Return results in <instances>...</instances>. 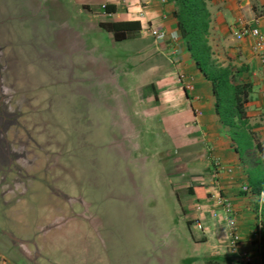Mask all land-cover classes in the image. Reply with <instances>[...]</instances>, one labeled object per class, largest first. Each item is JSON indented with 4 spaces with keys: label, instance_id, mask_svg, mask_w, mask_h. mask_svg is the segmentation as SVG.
Instances as JSON below:
<instances>
[{
    "label": "crops",
    "instance_id": "obj_1",
    "mask_svg": "<svg viewBox=\"0 0 264 264\" xmlns=\"http://www.w3.org/2000/svg\"><path fill=\"white\" fill-rule=\"evenodd\" d=\"M203 1L208 13L206 43L210 59L215 66L230 68L235 83L247 84L241 118L234 117L233 125L224 124L216 114L211 84L190 58L167 0H157L146 8L140 7L139 0L78 1L81 25L71 28L69 21L65 22L63 28L50 34L52 45L43 47L52 52L48 58L60 62L65 58V67H75L83 73L84 80L85 75L92 73L98 84L97 96L113 100L111 104H96V108L108 115V126L103 128L110 134L107 140L112 150L108 153H114L117 164H126L124 171L134 152L130 137L140 139L136 148L145 155L149 154L145 133L158 131L159 136L150 134L158 148L152 153L156 167L165 185L170 186L180 213L186 216V225L195 226L198 218L203 229L198 230L201 239L191 236L186 240L195 255L227 259L229 264H243L244 256L252 264H264L259 256L260 244L251 242L250 237L255 225L254 189L264 190V43L262 50L256 52L251 37L236 39L233 35L242 24L256 27L264 35V0ZM90 5L95 7L91 9ZM105 6H111L113 11H107ZM82 13L94 19L92 27L85 26L86 14ZM145 21L159 30L175 33L177 39L154 41L142 30ZM119 22L136 23L128 25L121 33L123 39L116 41L102 25ZM36 32L44 37L42 29ZM88 34L97 38L89 41ZM118 50L126 53L118 56ZM103 51L108 53L104 56ZM122 59L126 69L119 73ZM179 73L190 78V91L181 89ZM7 81L10 85L6 87L15 99L8 101L7 106L18 113V119L6 129L5 137L9 132L12 136L27 132L26 153L34 155L35 165L47 151L35 141L27 125L31 99L22 98L25 89ZM215 162L221 167L217 175ZM241 185H246L249 192H240ZM51 195L46 194L37 206L48 214L39 218L32 229L21 222L17 232L5 226L6 232L0 230V246L26 259L27 264H50V259L65 264V237L79 240L84 230L88 231L78 211L65 214L62 204L55 207L47 203L49 200H45ZM217 196L229 203L235 213L239 242L234 254L226 249V230L220 219L222 206L216 202ZM61 197L65 198V193L55 196L57 200ZM33 199L34 192H27L11 201L7 210L14 211ZM0 264H11L1 251Z\"/></svg>",
    "mask_w": 264,
    "mask_h": 264
},
{
    "label": "rangeland",
    "instance_id": "obj_2",
    "mask_svg": "<svg viewBox=\"0 0 264 264\" xmlns=\"http://www.w3.org/2000/svg\"><path fill=\"white\" fill-rule=\"evenodd\" d=\"M78 1L96 0H0L4 103L7 106L8 101L15 100L7 79L25 89L22 98L31 99L27 125L35 141L47 151L34 165V155L26 153L28 133H8L7 141L26 157L0 164V230L9 227L17 232L21 222L32 229L48 214L37 206L49 193L47 203L55 207L62 204L65 214L78 211L88 229L81 232L82 239L65 237V264H229L227 259L195 255L186 243L191 236L200 237V232L186 225V216L177 208L170 186L165 185L152 158L158 148L150 134L159 136L158 131L145 133L149 138V154L145 155L136 148L140 139L130 137L134 152L124 171L126 164H117L114 153H108L110 134L103 129L108 126V115L96 108V104H111L113 100L97 96L98 84L92 73L84 80L75 67H65V58L62 62L48 58L52 52L43 46L52 45L50 34L67 21L71 28L81 25ZM82 14H86L85 26L92 27L94 19ZM40 29L46 38L36 32ZM93 38L97 36H86L89 41ZM101 53L105 56L108 52ZM117 53L122 56L126 51ZM110 58L107 55L106 59ZM121 61L119 73L126 69L125 60ZM246 91L243 88L241 98ZM27 192H34L32 201L7 210L11 201ZM60 193H65V198L57 200L55 196L60 197ZM256 209L257 200L255 223ZM0 251L11 264H27L13 251L8 253L1 246ZM49 263L56 264L51 259Z\"/></svg>",
    "mask_w": 264,
    "mask_h": 264
},
{
    "label": "trees",
    "instance_id": "obj_3",
    "mask_svg": "<svg viewBox=\"0 0 264 264\" xmlns=\"http://www.w3.org/2000/svg\"><path fill=\"white\" fill-rule=\"evenodd\" d=\"M167 2L172 5V17L175 19L177 31L190 58L202 76L211 84L216 114L224 124L233 125L234 117L241 118V107L246 102L247 92L242 95V98L241 94L243 88L247 89V84L235 83L230 68L215 66L210 59V51L206 43L208 13L204 1L167 0ZM105 9L113 11L111 6H105ZM134 23L136 22H119L102 26L109 29L114 40L118 41L123 39L122 31ZM254 191L258 193L260 190L254 189ZM260 235L259 256L264 262V217L261 221Z\"/></svg>",
    "mask_w": 264,
    "mask_h": 264
},
{
    "label": "built area",
    "instance_id": "obj_4",
    "mask_svg": "<svg viewBox=\"0 0 264 264\" xmlns=\"http://www.w3.org/2000/svg\"><path fill=\"white\" fill-rule=\"evenodd\" d=\"M140 7L146 8L150 4L156 2L157 0H139ZM138 17H142L141 14ZM141 22V21H140ZM144 25L142 30H144L154 41L156 42H164L165 40L175 41L177 39L175 33H169L165 30H159L156 26L152 24L143 22ZM236 39H240L242 36H249L253 39V49L256 52H260L263 47L264 43V35L261 34L256 27H250L247 24H242L240 29L233 33ZM177 81L180 83L181 89L184 91L191 90V81L189 77H186L183 73L177 74ZM215 175L218 174L219 170H221L220 164L215 162ZM215 177V176H214ZM239 191L242 193L249 192V188L246 185H241L239 187ZM256 200H257V209L255 213V217L257 219L254 228L251 231L252 241L257 242L256 244L259 246L260 241V230H261V221H262V214L264 212V191L260 190L256 193ZM216 202L220 203L222 206V216L221 220L224 223V227L226 230V249L229 254H234L237 252L238 246V235L235 232V213L234 210L231 208V205L227 203L225 200H221L220 196L216 197ZM195 227L197 230L202 231V226L200 224V219H195ZM243 264H252L248 257L242 258Z\"/></svg>",
    "mask_w": 264,
    "mask_h": 264
},
{
    "label": "flooded vegetation",
    "instance_id": "obj_5",
    "mask_svg": "<svg viewBox=\"0 0 264 264\" xmlns=\"http://www.w3.org/2000/svg\"><path fill=\"white\" fill-rule=\"evenodd\" d=\"M1 69L2 68H0V164L5 165L15 163L20 159L24 160L26 154H20V152L14 150L5 137L6 129L14 124L18 114H16L14 110L11 111L4 103L6 96H4L2 92Z\"/></svg>",
    "mask_w": 264,
    "mask_h": 264
}]
</instances>
